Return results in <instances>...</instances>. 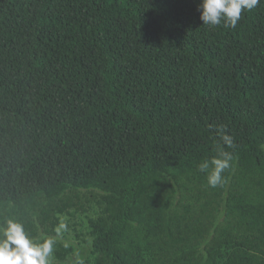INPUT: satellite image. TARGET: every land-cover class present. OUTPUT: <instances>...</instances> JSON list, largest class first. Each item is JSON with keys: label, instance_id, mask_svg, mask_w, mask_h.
I'll return each instance as SVG.
<instances>
[{"label": "trees", "instance_id": "1", "mask_svg": "<svg viewBox=\"0 0 264 264\" xmlns=\"http://www.w3.org/2000/svg\"><path fill=\"white\" fill-rule=\"evenodd\" d=\"M199 2L0 0V224L91 201L84 264H264V0L235 28Z\"/></svg>", "mask_w": 264, "mask_h": 264}, {"label": "clouds", "instance_id": "2", "mask_svg": "<svg viewBox=\"0 0 264 264\" xmlns=\"http://www.w3.org/2000/svg\"><path fill=\"white\" fill-rule=\"evenodd\" d=\"M259 0H200L198 11L203 25L235 28L245 10H252ZM224 144L231 147L228 136L222 135ZM232 155L219 151L217 156L204 160L198 165V171L205 174L206 184L210 188L221 186L225 182L222 175L231 167ZM55 240L46 238L35 242L27 235L24 225L13 219L0 224V264H50Z\"/></svg>", "mask_w": 264, "mask_h": 264}, {"label": "rangeland", "instance_id": "3", "mask_svg": "<svg viewBox=\"0 0 264 264\" xmlns=\"http://www.w3.org/2000/svg\"><path fill=\"white\" fill-rule=\"evenodd\" d=\"M83 210L78 208L73 211L70 210V214H65L59 217L60 225L56 229V236L54 250L59 247H69L72 249V254L69 259H66L63 264H84L86 261H91L92 257L89 254L88 247V219H92L97 216L99 209L94 202H83ZM44 238H40L37 242L43 241ZM50 264H58L57 260L52 253L50 257Z\"/></svg>", "mask_w": 264, "mask_h": 264}]
</instances>
